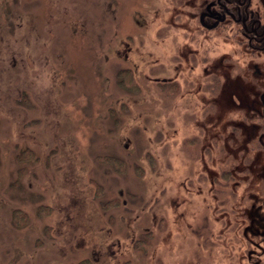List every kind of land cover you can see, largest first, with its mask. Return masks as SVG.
Segmentation results:
<instances>
[{
    "label": "rangeland",
    "instance_id": "374dc122",
    "mask_svg": "<svg viewBox=\"0 0 264 264\" xmlns=\"http://www.w3.org/2000/svg\"><path fill=\"white\" fill-rule=\"evenodd\" d=\"M164 1L0 0V264H191L208 256L200 232L183 226L202 221L205 198L183 197L182 164L166 159L184 135L166 127L167 101L168 121L180 122L175 90L156 84L162 60L150 57L163 56L149 34L166 18ZM153 40L158 52L150 54ZM125 68L132 71L120 75ZM24 150L32 158L20 159ZM15 210L27 214L24 225ZM164 218L179 240L169 244L167 233L146 250L148 228H162Z\"/></svg>",
    "mask_w": 264,
    "mask_h": 264
},
{
    "label": "flooded vegetation",
    "instance_id": "af4514ba",
    "mask_svg": "<svg viewBox=\"0 0 264 264\" xmlns=\"http://www.w3.org/2000/svg\"><path fill=\"white\" fill-rule=\"evenodd\" d=\"M164 2L166 18L156 27L154 20L147 22L146 30L155 28L150 38L163 48L162 58L150 55L153 64L162 60L157 69L163 77L156 84L175 90L172 109L180 122L168 121L173 104L167 101L166 127L184 135L181 152L169 146L166 159L177 157L182 164L177 184L182 196L205 198L202 221L183 225L191 234L200 232L198 243L208 251L206 260L199 255L191 264H264V0ZM152 9L156 15L158 9ZM154 40L150 54L158 52ZM190 169L194 175L187 176ZM162 226L148 228L146 250L156 251L167 233L169 244L179 240L167 228L168 219Z\"/></svg>",
    "mask_w": 264,
    "mask_h": 264
},
{
    "label": "trees",
    "instance_id": "16d2710c",
    "mask_svg": "<svg viewBox=\"0 0 264 264\" xmlns=\"http://www.w3.org/2000/svg\"><path fill=\"white\" fill-rule=\"evenodd\" d=\"M31 153L30 151H22V155L19 157L20 159H25V158H32L30 157L31 155L29 154ZM33 155V153H31ZM109 158H111V162H113L114 165H116L119 169H123L124 168V161L123 159H120L118 157L115 156H107ZM14 220L17 223V225L22 226L26 223V221L28 220L27 214L22 211V210H15L14 211ZM77 264H94L92 260H90L88 257L85 259H82V261H79Z\"/></svg>",
    "mask_w": 264,
    "mask_h": 264
}]
</instances>
